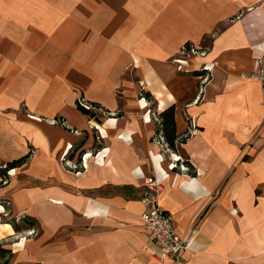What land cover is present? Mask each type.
Instances as JSON below:
<instances>
[{
	"label": "crops",
	"instance_id": "0c3cea01",
	"mask_svg": "<svg viewBox=\"0 0 264 264\" xmlns=\"http://www.w3.org/2000/svg\"><path fill=\"white\" fill-rule=\"evenodd\" d=\"M261 48L264 0H0V168L30 152L0 185L8 264H264ZM151 174L180 262L151 254Z\"/></svg>",
	"mask_w": 264,
	"mask_h": 264
},
{
	"label": "built area",
	"instance_id": "2783aa9c",
	"mask_svg": "<svg viewBox=\"0 0 264 264\" xmlns=\"http://www.w3.org/2000/svg\"><path fill=\"white\" fill-rule=\"evenodd\" d=\"M184 49H188L191 53L198 52L192 46L188 47L184 45ZM248 76L264 83V48H261L260 54L253 59ZM204 78L206 79L207 75ZM80 102L90 109L94 107L83 99H80ZM152 140L164 148H169L161 135L157 138L153 137ZM184 160L185 158L181 155H174L173 153L169 169L179 168L180 170H188L189 166L184 163ZM68 163L72 164L70 161ZM73 165L75 166L76 164ZM143 187L140 196L142 205L140 219L142 226L147 232L148 241L153 246L151 254L160 261L169 258L174 262H180L183 251L190 247L193 233L186 236L180 235L176 230L171 213L165 210L159 203V195L164 188L163 180L159 175L151 174L146 176L143 181ZM30 230H33V228Z\"/></svg>",
	"mask_w": 264,
	"mask_h": 264
},
{
	"label": "trees",
	"instance_id": "16d2710c",
	"mask_svg": "<svg viewBox=\"0 0 264 264\" xmlns=\"http://www.w3.org/2000/svg\"><path fill=\"white\" fill-rule=\"evenodd\" d=\"M185 46H188V44L186 43ZM202 72V70H201ZM147 97L151 96L150 93L146 94ZM90 105L95 106V107H99L98 103L95 102H88ZM76 106L78 107V109H80L82 112L88 114L90 117H94L95 114L93 111L90 110V108L84 106L81 102L80 99L76 100ZM158 116H160L158 123H159V129H158V136L159 135H166V138L172 143L173 142V136H172V131H173V106H168L165 107L159 114ZM162 117V118H161ZM153 138V137H152ZM186 138V136L182 137L180 140L184 141ZM166 142V141H165ZM168 144V142H166ZM169 147V145H168ZM30 156V152L12 160L7 162L3 168H0V173H1V179L6 180L7 179V170L14 168L15 166H19L21 164H23L24 162H26V160L29 158ZM184 163L186 165L189 166L187 160H184ZM1 185V184H0ZM26 224L28 225H34V221L33 220H26L25 221ZM14 229L16 228V225L13 224ZM11 249L10 248H6L1 246L0 244V264H8L9 259L11 257Z\"/></svg>",
	"mask_w": 264,
	"mask_h": 264
},
{
	"label": "rangeland",
	"instance_id": "374dc122",
	"mask_svg": "<svg viewBox=\"0 0 264 264\" xmlns=\"http://www.w3.org/2000/svg\"><path fill=\"white\" fill-rule=\"evenodd\" d=\"M148 99L151 101V97H150V96L148 97ZM151 104L154 105V102H151ZM2 166H4V165H2ZM13 172H14V168L11 169V170H8V171L6 172V174H8V176H10ZM8 176H7V179H8ZM7 179H6V180H3V181H2V179H0V184L2 185V184H4V183H6ZM5 203H6V210H8V209H7V207H8V206H7V202H5ZM6 213H7V212H6ZM19 218H20V217H18V219H17L18 221H19ZM14 222H15V221H14ZM30 231H31V234H32V235L35 234V233H36V228H33V230H30Z\"/></svg>",
	"mask_w": 264,
	"mask_h": 264
}]
</instances>
